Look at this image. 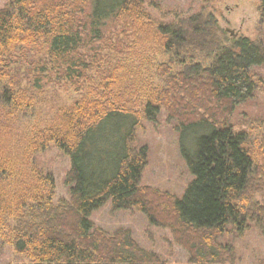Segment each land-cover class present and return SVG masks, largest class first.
Wrapping results in <instances>:
<instances>
[{"label": "trees", "instance_id": "obj_1", "mask_svg": "<svg viewBox=\"0 0 264 264\" xmlns=\"http://www.w3.org/2000/svg\"><path fill=\"white\" fill-rule=\"evenodd\" d=\"M197 1L195 13L158 23L143 0H5L0 239L25 264H162L129 231L94 226L89 217L106 203L166 228L191 264L232 260L221 239L256 214L252 197L261 190L253 152L229 118L254 97L264 47L219 29L205 7L222 0ZM50 86L77 99L44 121L36 107ZM161 113L175 125L192 177L180 198L139 186L148 151L134 135ZM254 143L264 158V139ZM50 146L69 161L68 201L56 205L53 179L37 163Z\"/></svg>", "mask_w": 264, "mask_h": 264}, {"label": "rangeland", "instance_id": "obj_2", "mask_svg": "<svg viewBox=\"0 0 264 264\" xmlns=\"http://www.w3.org/2000/svg\"><path fill=\"white\" fill-rule=\"evenodd\" d=\"M147 13L158 23H169L174 19H182L200 10L197 0H143ZM5 0H0V9ZM211 13L227 37H245L260 42L264 47V12L259 0H222L205 7ZM156 51L152 53L155 56ZM149 56L148 61L151 62ZM158 57V56H157ZM156 58V57H154ZM166 62L165 58L158 57ZM257 82L254 97L238 107L229 118V123L236 133H243L248 148L253 152L254 169L252 180L257 179L258 191L252 197L257 211L264 210V158L254 139H264V66L252 70ZM77 99L72 91L47 87L38 96L36 109L40 119L46 121L51 117V110L71 104ZM27 125L34 122L33 117L24 120ZM174 123L167 122L161 113L157 122H142L134 135V146L147 147V165L143 170L140 187L149 188L159 193L180 198L188 183L192 180L186 164L179 154V145ZM38 166L53 179L52 202L56 204L68 201V188L64 184L69 169L67 156L53 146L37 155ZM260 189V190H259ZM256 211V210H255ZM252 212L246 214L247 222L241 230L229 227V232L221 239V243H229L233 249L232 260L228 264H264V219L263 214ZM96 228L106 233L118 230L130 232L137 245L149 253L156 255L162 264H191L188 253L175 245L166 228L150 225L146 216L135 210L113 211L109 203L95 211L89 217ZM26 261L17 255L4 239H0V264H25Z\"/></svg>", "mask_w": 264, "mask_h": 264}]
</instances>
